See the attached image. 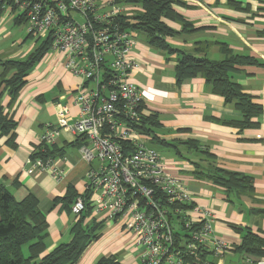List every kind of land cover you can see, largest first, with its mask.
Instances as JSON below:
<instances>
[{
    "label": "crops",
    "instance_id": "crops-1",
    "mask_svg": "<svg viewBox=\"0 0 264 264\" xmlns=\"http://www.w3.org/2000/svg\"><path fill=\"white\" fill-rule=\"evenodd\" d=\"M139 1L119 0L121 16L140 13ZM175 1V11L194 30H183L180 20L164 18L177 31L167 38L171 47L217 61L231 53L257 59L263 64L237 66L230 75L264 108V11L260 9L264 7V0H238L240 8L232 7L228 0ZM0 9L3 11L0 17L5 13L14 15L15 23L27 25L25 12L15 1L14 7L8 3ZM21 17L25 19L23 22H19ZM136 39L132 56L140 67L134 70L132 81L143 97V119L154 116L157 121L150 134L137 131L139 142L159 151L167 173L185 181L191 192L190 203L215 213L212 237L224 241L228 250L221 257L209 252V264H264V257L251 259L236 249L242 241L239 228H250L264 237V213L261 212L264 209V112L254 118L258 124L255 127L241 128L225 123L242 119L235 102H226L223 96L214 93L201 75L179 85L175 71L178 53L149 44L139 32ZM34 48L22 45L0 58L24 59ZM44 56L30 71L26 85L12 105H9L10 95L0 86V93L3 92L0 104L17 121L13 131L15 146L9 144V135L0 137V182L18 200L29 193L38 198L39 208L48 222L47 247L42 255L59 243L70 241L77 216L71 211L73 203L68 206L63 198L69 188L77 195L86 194L90 166L80 151L82 139L71 129H63L55 142L48 145L55 150L50 156L53 168H31L28 164L41 145L42 135L58 125L61 109L67 106L71 119L79 111L74 97L81 77L65 67L58 53ZM132 145L136 147L134 142ZM215 166L251 176L254 192L229 193L210 177H203ZM192 209L188 215L197 219L198 214ZM91 216L105 222L103 235L87 248L76 264H97L100 258L111 255L117 256L121 264L141 263L133 233L123 218L111 221L93 211ZM175 229L182 231L176 226ZM208 249L213 250L212 243H208Z\"/></svg>",
    "mask_w": 264,
    "mask_h": 264
},
{
    "label": "built area",
    "instance_id": "built-area-1",
    "mask_svg": "<svg viewBox=\"0 0 264 264\" xmlns=\"http://www.w3.org/2000/svg\"><path fill=\"white\" fill-rule=\"evenodd\" d=\"M25 12L28 33L38 39L51 38L44 57L58 53L65 67L81 77L71 119L67 106L58 115V125L42 135L41 145L54 143L63 129L77 133L81 154L89 163L86 192L93 212L107 220L124 219L134 237L140 264H186L185 256H196L201 246L213 244L221 257L227 244L213 239L215 213L204 206L192 209L198 218L177 205L189 203L191 192L180 177L169 175L163 156L139 142L132 123L142 119L143 97L132 74L140 63L132 56L138 32L125 28L119 18V0H15ZM7 0H0L5 8ZM73 121V122H72ZM132 141L127 151L121 143ZM53 158L31 157V168L49 169ZM78 195L71 211L80 215L86 197ZM184 214L187 217L179 216ZM191 231L185 247H177L175 221Z\"/></svg>",
    "mask_w": 264,
    "mask_h": 264
},
{
    "label": "trees",
    "instance_id": "trees-1",
    "mask_svg": "<svg viewBox=\"0 0 264 264\" xmlns=\"http://www.w3.org/2000/svg\"><path fill=\"white\" fill-rule=\"evenodd\" d=\"M13 4L15 0H7ZM141 12L128 16H120L119 21L125 28L134 29L144 34L149 44L171 53H178L179 59L176 65V78L180 85L183 81L195 76H203L212 91L224 97L226 102H235L242 113V119L225 121L227 124L241 128L258 126L254 118L261 116L264 108L253 100V96L246 93L243 87L232 80L231 71L241 65H262L260 61L245 55L231 53L224 60H212L206 56H198L195 53L184 52L171 47L167 38L177 33L164 22V18L177 19L183 23V30L192 31L194 28L190 22L175 11V0H140ZM228 4L240 8L238 0H228ZM264 11V7H260ZM0 9V16L2 14ZM25 19L21 17L19 22ZM32 37L28 33L25 40ZM52 44L51 38L43 39L40 44L24 59L0 58V86L11 97L9 105L18 98L19 92L27 83V76L35 64L43 58ZM3 93V92H2ZM0 93V99L2 97ZM157 121L154 116L144 118L132 123L133 128L139 132L150 134L152 126ZM17 121L0 104V137L9 135V144L15 146L14 129ZM127 151H132L135 146L128 140L121 142ZM55 152L49 146L40 145L33 157L47 158ZM211 173V174H210ZM203 177H210L216 184L225 187L229 192L238 195L252 194L254 192L253 179L251 176L230 171L215 166L212 171L204 173ZM78 195L69 188L63 198L68 201V206L74 203ZM86 209L77 216V220L71 227V239L61 242L49 253L42 255L47 247L48 222L46 215L39 208V201L35 194L29 193L26 197L18 200L14 193L0 182V264H76L87 248L102 235L105 222L98 221L91 216L93 205L90 202V193L86 192ZM181 210H189L194 207L193 203H182L177 205ZM72 207V206H71ZM264 213V209L261 210ZM187 217L178 214L177 217ZM201 223H194L191 228H186L185 223L180 220L179 225L183 231L175 233L177 247L184 248L185 243L191 236V231L197 229ZM238 228V227H237ZM242 232V241L236 249L247 255L248 258L264 257V237L253 232L250 228H239ZM28 254H25V251ZM208 247L201 246L196 256H185L186 264H209ZM213 253V252H212ZM97 264H121L115 255L102 257Z\"/></svg>",
    "mask_w": 264,
    "mask_h": 264
},
{
    "label": "rangeland",
    "instance_id": "rangeland-1",
    "mask_svg": "<svg viewBox=\"0 0 264 264\" xmlns=\"http://www.w3.org/2000/svg\"><path fill=\"white\" fill-rule=\"evenodd\" d=\"M14 15L3 14L0 17V56H8L12 54L20 46H38L42 39L36 41L37 38L32 36L24 41L26 35L28 34V29L26 22L18 24L14 22ZM20 41V42H18ZM22 42V43H21ZM21 43V44H20ZM33 157V156H32ZM175 226L177 229L182 230V227L175 221Z\"/></svg>",
    "mask_w": 264,
    "mask_h": 264
}]
</instances>
